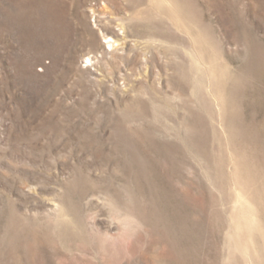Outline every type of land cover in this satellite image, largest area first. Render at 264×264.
<instances>
[{
    "label": "rangeland",
    "instance_id": "obj_1",
    "mask_svg": "<svg viewBox=\"0 0 264 264\" xmlns=\"http://www.w3.org/2000/svg\"><path fill=\"white\" fill-rule=\"evenodd\" d=\"M0 264H264V0H0Z\"/></svg>",
    "mask_w": 264,
    "mask_h": 264
}]
</instances>
